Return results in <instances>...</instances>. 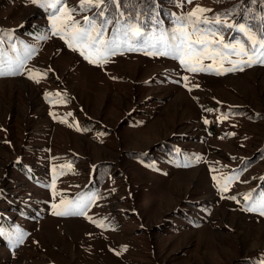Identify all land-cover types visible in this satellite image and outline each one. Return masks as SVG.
<instances>
[{"label":"rangeland","instance_id":"374dc122","mask_svg":"<svg viewBox=\"0 0 264 264\" xmlns=\"http://www.w3.org/2000/svg\"><path fill=\"white\" fill-rule=\"evenodd\" d=\"M45 17L28 2L0 0V24L44 25ZM202 63L211 71L192 73L177 61L146 54L90 64L51 33L39 56L26 65L35 79L25 74L0 78V201H27L30 213L18 221L29 237L14 250L0 243V264H247L255 258L264 248V216L239 215L230 197L255 186L264 175V159L240 180L227 183V191L219 179L224 173L218 175L215 167L232 168V160L264 149V66L224 72L233 65L222 69L213 60ZM88 81L94 85L85 87ZM60 88L74 98L71 108L81 113L79 119L106 127L113 137L78 133L80 121L58 122L56 115L45 120L42 93ZM224 106L244 107L246 113L225 119ZM173 134L180 146L201 154L193 169L159 165L156 171H140L127 157L133 150L149 153L153 144ZM50 147L81 159L77 178L50 182L51 157L43 151ZM25 159L38 164H29L44 180L38 188L11 170ZM108 164L127 175L108 182V203L96 199L83 215H54L66 209L60 207L65 192L66 198L78 195L89 184L87 175ZM200 205L208 212L202 226L192 228L174 218L188 212L203 216L188 209ZM6 212L0 208V220Z\"/></svg>","mask_w":264,"mask_h":264},{"label":"trees","instance_id":"16d2710c","mask_svg":"<svg viewBox=\"0 0 264 264\" xmlns=\"http://www.w3.org/2000/svg\"><path fill=\"white\" fill-rule=\"evenodd\" d=\"M16 2L20 4L28 2L29 4H31V7H36L43 11L45 14H47V17L42 18L46 21V23L43 25L39 24L38 22H29L20 24L19 26L13 28L6 26L4 23L0 24V78L18 77L23 74L30 77L31 74H28L27 72V63L35 60L39 56V51L47 42V40L51 38L52 30L51 22L48 18L49 13L45 11V9L31 3V0H16ZM134 3L137 12L139 13L140 11H143L144 13V15L141 16V19L145 20V22L147 23V27L144 29L147 32H151L153 29V24L151 23L150 17L155 16L159 20L163 21L164 28L172 29L177 26L175 23L176 18L191 13L193 10H187V7L194 4H201V8L209 9L210 11L199 15H201L202 18L205 16L208 17L212 22H214L213 17H215L216 15L220 14L221 19L224 20L222 14L229 12L230 10H234L232 11L231 16L227 19L226 22L245 23L246 25L251 27V31L253 34L259 33L260 29L264 27V21H262L261 19L262 17H264V0H193L192 3H186L185 0H134ZM79 4L80 0H66V8L77 9L75 14L73 15V19L83 22L84 16H92L93 12L79 11ZM125 4L126 6L122 7L120 10L124 11L126 16L131 15L133 3H128L127 0H125ZM111 28L112 25H109L108 32L105 33V38L110 35ZM221 33L224 37L225 42H234L236 39L243 40L241 34L235 31L221 30ZM210 38L213 40H219L220 36L218 34ZM192 39H197V37L193 36ZM77 52L80 55L79 50H77ZM139 54H144V52L123 51V54H120V52L118 51L115 56ZM165 58L177 61V63L181 67L178 60L171 57ZM220 59L221 58L218 57L214 61L219 68L223 69L224 64L231 65L227 62L221 64ZM227 59L237 60L240 59V57L229 56L227 57ZM243 59L246 60L247 57H243ZM191 62H195V64H197L198 61L195 57H192ZM253 66L261 67L264 66V64L256 63L253 64ZM68 70L70 72L67 74V76L70 75V77L72 78V69L69 68ZM75 70L76 68L74 69V71ZM33 78L35 79V77ZM88 85L91 86L94 84L88 81L85 87ZM76 86L80 87L79 84ZM73 101L74 98L70 96L66 88H60L59 90L56 89L52 91L47 90L42 93V103L45 104L43 106V108L45 109L44 113L47 116L45 120L50 121L56 115L57 119H59L58 122L62 120L80 121L78 122V126H76V128L79 129H77L78 133L82 132L83 134H91L92 132H98L105 138L113 137L114 134L110 131H107L106 127L99 126L97 123L92 121L87 123L84 120L79 119L78 117L81 115V113L74 112V110H72L71 108L74 107ZM231 108L232 107L227 106L222 107V112L227 111L225 115L226 117L237 118L243 116L246 113V109H244V107H240L242 108V110H238L239 108ZM217 116L224 117L223 114ZM218 119L222 120L221 118ZM89 127H92V131H89ZM74 132L76 133V131ZM74 135L79 136V134ZM177 137L178 136L173 134L171 135L170 139H168L169 141L163 140L159 143H156L155 145L153 144V149L149 153L142 154L140 150L131 149L133 151L128 154L127 157L136 166H138L140 171H156L158 169L157 166L159 165H167L169 167H172L173 169H193L196 163H198V158L201 154L199 152L192 151L185 146H180V141H176ZM117 149L122 151V153L126 151L123 146H118ZM43 151L47 153L45 156L50 154L51 157L49 166L51 169L50 182H58L68 178L74 179L77 178L81 173V169L79 166L81 163V159L77 156L70 154L69 152H63L65 153L63 154L62 152L55 150L53 147H50V150L49 148H47ZM263 159L264 149H261L260 151L253 153L247 159L232 160L234 161L232 162V165H235L232 166V168H230L229 166H216L215 172L218 175H221L220 173H224L222 176H219L221 183L226 182V178L228 177H232V179L227 183H235L236 181L247 175ZM38 161V163L42 164V159H39ZM30 163H34V160H18L15 162V165L11 170H14L16 173L21 175L28 186L33 184L37 186L38 182L42 183L44 180L39 176V173L37 171L30 167ZM34 164L38 165L37 163ZM119 169L120 168H116L114 164L98 166L95 172L87 175L90 179L89 184L86 187L85 185L82 186L80 188L81 191H79L78 195H75L73 198H66V196L69 195L68 191L63 194L64 204H60V207H67L69 203L76 204L81 201L89 202L87 206L89 207L90 204L96 199L100 202L108 203L111 197L108 182H119L123 177L124 179L127 178V175H122L124 172ZM85 174L87 173H82L83 177L85 176ZM9 180L15 181V178L10 177ZM77 180V185L81 186L82 183L80 182V179L78 178ZM46 181L48 182V179ZM245 184L249 185L250 183L246 181ZM126 187L129 188L128 185ZM115 189H119V187L116 186L113 190L115 191ZM249 193L252 194V198L257 200L259 199L260 195L264 193V175L262 178H260V180H257L255 186L250 187L245 192L238 193L234 196L236 198L234 200V203H236V206L238 208L237 212L239 213V215H243V217L245 218L254 219V216L258 217L261 215L258 212L247 210V208L250 207L252 203L251 199L249 201L245 200V194ZM79 195H82L80 199H78ZM27 207H29L27 201L24 203H18L16 201H11L9 198H7L6 201H0V208L8 211L2 216L0 220V233H2L0 234V243H4L3 246H6L11 250L19 247L29 237L30 233L26 229L20 228V224L18 222L19 219H28L30 217V213L26 210ZM188 209L191 210L192 213H198L197 211H202L204 214L203 216L195 218V216H192L188 212L189 210H185L188 212L186 215H179L174 218H180V221H182V223L184 222L186 225L192 228H198L202 226L204 221L203 218L208 215V212L204 210L205 207L203 208L200 205L199 207H189ZM16 215L20 216L17 219H14ZM20 237H22V242H17L18 238ZM255 256V258L249 259L246 263L261 264V262H264V248L255 253Z\"/></svg>","mask_w":264,"mask_h":264},{"label":"snow or ice","instance_id":"6c2138e0","mask_svg":"<svg viewBox=\"0 0 264 264\" xmlns=\"http://www.w3.org/2000/svg\"><path fill=\"white\" fill-rule=\"evenodd\" d=\"M127 2L133 3V8L132 14L126 16L125 12L120 10L126 6L125 0H80L79 11L93 12L92 16L85 15L81 22L73 19L77 9L66 8V0H31V3L49 13L52 35L64 40L73 51L79 50L80 55L90 64L106 63L108 58L115 56L118 51L120 54H123V51H143L146 55L171 57L178 60L181 67L192 73L211 71L212 66L204 65L202 61L205 59L215 61L218 57L221 58V64L227 62L233 65L225 68L224 72L242 71L245 66L264 64V27L259 33L253 34L251 27L245 23L226 22L234 10L223 13L224 20L221 19L220 14L216 15L212 22L208 17L202 18L199 15L210 10L197 7L191 13L177 17L175 21L177 26L172 29L164 28L163 21L152 16L150 19L153 29L147 32L144 30L147 23L141 19L144 15L143 11L137 12L134 0H127ZM185 2L192 3L193 0H185ZM261 19L264 21V17ZM109 25H112L111 33L105 38ZM221 30L235 31L241 34L243 40L225 42ZM218 34L219 40L210 38ZM193 36L197 39H192ZM74 44L78 47H73ZM229 56L240 57V59L228 60ZM192 57L196 58L197 64L191 62ZM30 78L33 77L30 76ZM183 79L188 78L183 77ZM205 123L208 121L205 120ZM231 179L232 177L226 178L222 191L228 190L227 182ZM250 199L252 203L247 210L264 216V193L258 200L252 198L251 193L245 194V200ZM87 206L88 203L84 201L76 204L69 203L64 211H56L54 215H83ZM17 242H22V237L18 238Z\"/></svg>","mask_w":264,"mask_h":264}]
</instances>
